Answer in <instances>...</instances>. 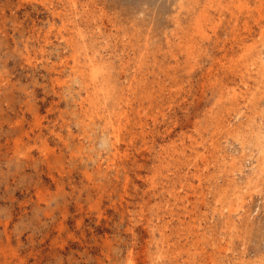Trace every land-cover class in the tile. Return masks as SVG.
Masks as SVG:
<instances>
[{
  "label": "rangeland",
  "instance_id": "obj_1",
  "mask_svg": "<svg viewBox=\"0 0 264 264\" xmlns=\"http://www.w3.org/2000/svg\"><path fill=\"white\" fill-rule=\"evenodd\" d=\"M132 263L264 264V0H0V264Z\"/></svg>",
  "mask_w": 264,
  "mask_h": 264
},
{
  "label": "bare ground",
  "instance_id": "obj_2",
  "mask_svg": "<svg viewBox=\"0 0 264 264\" xmlns=\"http://www.w3.org/2000/svg\"><path fill=\"white\" fill-rule=\"evenodd\" d=\"M250 63V62H249ZM94 67V66H93ZM245 68V67H244ZM92 69H95V68H92ZM247 69V68H246ZM259 72V71H258ZM244 73V72H243ZM95 75V74H94ZM235 94V93H234ZM261 94V93H260ZM238 96V95H237ZM235 97V96H234ZM238 97H240V96H238ZM237 98V97H236ZM244 99V98H243ZM251 100V99H250ZM235 103V102H234ZM223 124H224V122H223ZM223 126H225V124L223 125ZM133 264V263H132Z\"/></svg>",
  "mask_w": 264,
  "mask_h": 264
}]
</instances>
